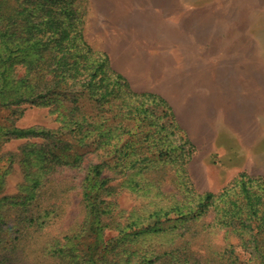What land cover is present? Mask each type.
<instances>
[{
  "label": "trees",
  "instance_id": "trees-1",
  "mask_svg": "<svg viewBox=\"0 0 264 264\" xmlns=\"http://www.w3.org/2000/svg\"><path fill=\"white\" fill-rule=\"evenodd\" d=\"M80 4V0H0V106H20L19 117H22L26 106H43L61 96L71 98L76 93H85L98 106L110 101L112 96L119 97L121 107L129 105L130 113H142L143 118L150 120L155 131L160 133L161 136L153 137L149 132L145 141L140 140L148 141L146 149L150 148L151 142L161 161L162 156L165 162L173 161V155H176L184 165L193 144L178 136L180 128L170 104L157 94L135 92L128 80L112 67L108 55L89 45L83 36L84 11ZM23 62H28L30 69L18 76L15 67ZM158 108L168 114L169 121L164 123L155 117L154 111ZM117 115L125 116L120 112ZM64 117L68 121L57 130L18 128L15 120L7 128L0 127V133L3 141L41 138L54 143V147L64 139L66 147L57 149L54 157L58 165L78 162L80 146L85 141H95L104 153L113 145L109 149L116 159L115 171L126 160L124 156L130 154L128 150H133L139 143L134 139L117 145L105 141L103 138L107 133L120 132L122 120L105 128L104 121H96L82 106L67 107ZM160 146L164 147L163 151H158ZM44 150L41 146L38 153ZM33 154L30 152V156ZM64 154L72 156L73 161L65 162ZM145 160L151 161L143 156L131 165ZM104 167V162L91 166L84 182L86 220L79 235L86 238V250L81 258L69 256L75 253L74 238L71 237H64L66 241L51 239L40 250L33 248L31 242L39 238V229L52 219L51 214L57 208L50 203L42 206L33 194L18 195L0 200V264H15L36 252L46 259H59L62 264H264V177L242 172L218 193L199 194L191 187H184V191L190 194L189 200L184 197L165 209L163 214L162 210L154 214L166 217L174 211L179 215L176 226L183 231L178 242L174 240V247L167 251H150L132 245L141 233L157 231L154 226L158 221L141 228L138 220L132 221L125 228H119L114 238L103 240V230L110 224L103 221L102 216L115 204L110 198L114 186H107L110 181L103 176ZM181 171L182 181L186 182V171L184 168ZM208 217L210 221L206 222ZM11 229L15 230V237L11 236ZM185 232L192 234L183 238ZM218 232H222L225 242L221 247L213 245L210 239ZM195 237L205 242L202 252L191 248ZM101 242L103 247L98 255L97 246ZM66 247L70 249L68 257L58 250ZM237 249H241L247 258H242Z\"/></svg>",
  "mask_w": 264,
  "mask_h": 264
},
{
  "label": "rangeland",
  "instance_id": "rangeland-1",
  "mask_svg": "<svg viewBox=\"0 0 264 264\" xmlns=\"http://www.w3.org/2000/svg\"><path fill=\"white\" fill-rule=\"evenodd\" d=\"M80 1L81 10L84 11L83 36L94 50L104 52L101 48L102 39L96 34L92 23L90 24L91 19L93 20L90 0ZM224 1L226 6L233 5V0ZM236 3L245 10L248 5L247 10L253 13L248 14L242 9L240 15L232 16L226 12L223 30L217 33L219 42L210 41L212 45L202 48V55L205 58L199 62L188 61L183 70L185 87L187 85L193 93L202 96L206 101L216 100L219 110L216 120L219 129L218 140L214 143L192 142L186 131L177 123L180 128L178 136L188 139L193 144L191 155L186 158L184 165L176 155H173V161L165 162L164 156L161 161L151 142L150 148L146 149L148 141L140 140L145 141L149 132L153 137L161 136L160 133L155 131L156 127L151 125L150 120L143 118L142 113H130L132 111L129 105L121 107L119 97L112 96L109 98L110 101L98 106L85 93H76L71 98L61 96L55 102H52L53 99L47 101L43 106H26L28 108L22 117H19L20 106H0V127L3 128H7L16 120L14 124L18 128L57 130L68 121H65V109L78 105L96 121H104L105 128H110L122 120L120 132L114 131L109 135L107 133L103 138L105 141L109 140L117 145L129 139L139 140L133 150H128L130 154L124 156L126 160L119 170L115 171L116 159L110 150L113 145L107 147L104 153L103 148L98 147L99 144L95 141L91 140L88 143L85 141L84 145L80 146L81 158L78 162L73 163V157H66L64 154L63 160L71 161L74 165H58L54 162V157L58 153L57 149L66 147L64 139L58 143V147H54V143L41 138L3 141L0 133V200L3 197L33 194L42 206L50 203L55 204L57 208L51 214L52 219L39 229V238L31 242L33 248L40 250L51 239L64 241V237H71L74 238L72 243L75 253L69 256L76 259L83 256L86 238L79 235L86 220L83 186L88 169L93 165L104 162L103 176L108 177L110 181L107 186H114L110 198L115 204L111 206L109 213L102 216L103 221L110 224L103 230V240L114 238L118 235L119 228H125L132 221L138 220L140 228L158 221L154 226L157 231L141 233L132 245L150 251H167L174 247L172 245L174 240L178 242L183 231L176 226L179 215L174 211L166 217H156L154 214L160 210L163 214L165 209L175 202H180L184 197L189 200L190 194L184 191V187H191L199 194L218 193L236 180L242 172L253 177H264V102L253 100L260 95L264 97V78H261L259 59L264 58V15L258 12L263 9L264 3L262 4V0H236ZM221 17L219 16L220 22ZM209 34L210 40L216 37L214 32L210 31ZM253 34L256 35V39ZM110 59L114 69L115 66L125 63L124 58ZM153 59L155 58H149L150 61ZM29 69L28 62L18 63L15 67L18 76L27 73ZM118 112L125 116H118ZM164 112L162 108H158L154 115L165 123L170 118ZM198 112L200 113L199 107ZM41 146L45 150L39 154L38 148ZM157 149L163 151L164 147L160 146ZM30 152L34 154L30 156ZM143 156L150 158L151 161L145 160L131 165ZM52 166L54 168L51 170ZM181 168L186 171V182L182 181ZM205 221L209 222L210 217ZM10 231L11 236L15 237V230ZM191 234L185 232L183 238H188ZM198 237L193 240L191 248L202 252L205 242ZM210 239L216 247L224 246L222 232L211 235ZM231 240L234 239L229 241ZM102 247L103 243H98V255ZM58 250L66 257L70 249L66 247ZM237 252L242 258H247L241 249H237ZM15 264H62V261L46 259L36 252Z\"/></svg>",
  "mask_w": 264,
  "mask_h": 264
},
{
  "label": "crops",
  "instance_id": "crops-1",
  "mask_svg": "<svg viewBox=\"0 0 264 264\" xmlns=\"http://www.w3.org/2000/svg\"><path fill=\"white\" fill-rule=\"evenodd\" d=\"M90 3L93 15L90 24L102 39L101 48L109 58H124L125 63L115 66V70L128 80L131 88L138 93L157 94L171 103L177 123L192 142H216L219 130L216 100L206 101L185 87L183 70L188 61L205 58L202 48L212 45L210 41L219 42L217 33L223 30L224 15L226 12L240 15L243 9L240 4L236 5V0L231 7L224 0H90ZM262 7L258 12L264 15ZM246 10L243 9L253 13ZM210 31L216 33L211 40ZM253 37L256 39L255 34ZM259 59L264 78V58ZM253 100L264 102V97L260 95Z\"/></svg>",
  "mask_w": 264,
  "mask_h": 264
}]
</instances>
